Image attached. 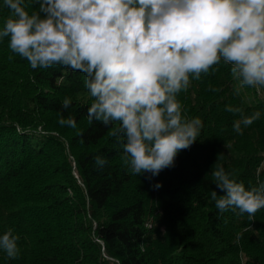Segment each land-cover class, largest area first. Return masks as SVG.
Returning a JSON list of instances; mask_svg holds the SVG:
<instances>
[{"label": "trees", "instance_id": "1", "mask_svg": "<svg viewBox=\"0 0 264 264\" xmlns=\"http://www.w3.org/2000/svg\"><path fill=\"white\" fill-rule=\"evenodd\" d=\"M24 6L39 11L37 0ZM9 15L0 0V29ZM238 86L221 61L178 94L183 115L203 128L174 166L149 179L131 172L124 137L113 135L118 122L89 124L83 73L33 70L0 40V236L11 229L19 248L15 259L0 249V264H264V208L251 219L221 213L210 195L224 194L217 165L246 189L264 183V98L251 87L237 94ZM226 106L261 115L238 134L241 114ZM69 117L76 127L61 125L64 135L55 127Z\"/></svg>", "mask_w": 264, "mask_h": 264}, {"label": "clouds", "instance_id": "2", "mask_svg": "<svg viewBox=\"0 0 264 264\" xmlns=\"http://www.w3.org/2000/svg\"><path fill=\"white\" fill-rule=\"evenodd\" d=\"M31 14L24 0H4L10 10L0 29L12 53L31 69L63 66L84 74L92 98L89 124L108 127L124 137L123 150L133 174L152 177L174 166L177 154L198 139L203 122L188 119L178 94L193 79L200 80L223 61L243 87L264 88V0H37ZM12 57L9 56V60ZM219 91V89H211ZM71 100L65 98L62 108ZM233 124L242 134L259 119V111ZM60 125L76 127L71 117ZM103 167L105 158L96 157ZM211 191L221 212L238 209L249 218L264 208V183L246 189L232 173L217 165ZM155 188L161 187L159 183ZM18 236L9 229L0 236V249L9 259L19 254Z\"/></svg>", "mask_w": 264, "mask_h": 264}, {"label": "rangeland", "instance_id": "3", "mask_svg": "<svg viewBox=\"0 0 264 264\" xmlns=\"http://www.w3.org/2000/svg\"><path fill=\"white\" fill-rule=\"evenodd\" d=\"M251 90H252L253 94L259 95V96H261L262 98H264V88L257 89V88H252V87H251ZM60 126H61V125L56 124V127H55V128H57V131L63 132L64 135L68 134V132H66V130H65V131L62 130V129L60 128ZM62 128H63V126H62ZM57 131H56V132H57ZM57 133H58V132H57ZM67 148H68V147H67ZM68 150H69V149H68Z\"/></svg>", "mask_w": 264, "mask_h": 264}]
</instances>
